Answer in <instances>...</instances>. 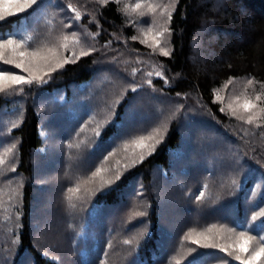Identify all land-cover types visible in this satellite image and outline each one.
<instances>
[{
  "label": "rangeland",
  "instance_id": "rangeland-1",
  "mask_svg": "<svg viewBox=\"0 0 264 264\" xmlns=\"http://www.w3.org/2000/svg\"><path fill=\"white\" fill-rule=\"evenodd\" d=\"M223 1L214 0V3L222 4ZM70 2L81 12V19H73L74 13L68 9L67 0H40L34 10H29L31 15L23 13L30 17L31 23H24L21 31L12 34L17 39L32 35L34 40L30 42V47H34L43 41H48V46H58L63 41H58L56 37L61 34L71 37V33L76 32L80 37L79 43H74L70 38L67 49L58 47V58L61 61L65 58L75 59L81 51L88 52L90 49H94L90 53L100 51L103 55L91 81L72 87L69 95L66 89H60L37 99L44 144L32 153L31 159V178L37 185L31 214L36 245L42 253L55 258L60 264H101V261H106V264H139L136 261V250L143 231L146 233L149 228L146 220L148 196L140 195L142 190H138L140 185L137 183L136 191L127 194L125 203L110 206L98 204L95 197L99 192L89 189L99 187V177L91 181L89 177L96 167L101 166L103 157L124 141L146 135L162 123L167 124L168 130L172 119L181 116L185 136L180 148L174 151L171 168L156 169L153 173L152 191L158 196L162 231L158 242L159 251L154 253L150 264H176L177 260L180 264H192V260H200L210 252L216 256L211 264H220L224 253L211 248H197L191 241L181 243L183 237L194 228L197 232L193 233V237L197 238V233L211 224H226L237 231L249 229L253 235H257L252 228L263 218L252 221L251 217L264 209V174L258 173L251 161H247L242 147L236 143L235 134L227 133L231 138L228 139L225 132L219 134L216 129L203 128V121L198 120L208 117L209 113L202 109L197 96H174L166 89L165 86L171 81L165 74L161 61L163 55L159 53V48L153 51L152 45L155 33L168 27L167 15H161V7L168 4L169 0H142V7L136 12L129 7V14L124 13L126 23L133 26V36L138 39L134 40L137 41L136 46L126 40L122 43L118 39L124 48L101 45L95 36L90 35L93 33V25L97 26L95 33L99 32V22L94 13V5H101L98 0ZM137 2L139 0H120L119 6L123 10L126 4L131 6ZM149 3L161 7L155 13H150L147 8ZM140 12L146 15L141 17ZM84 15L88 17L83 19ZM149 27L152 32L145 37L142 32ZM207 32H210L209 29L198 32V42L191 43V63L197 67L205 66L206 62L216 56L212 49H208L207 42H200ZM216 34H210L209 39L214 42ZM165 38L167 43L162 41L161 46L172 51L171 36L165 32ZM145 39L147 43H141ZM49 66L55 68V61ZM49 66H44L37 74L44 76ZM2 68L20 71L10 65H2ZM133 69L137 70L135 75ZM158 71L164 75H155ZM54 72L44 78L49 81ZM149 73L152 75L149 76ZM232 78V83L227 87L223 85L228 80L216 88L217 95L222 97L218 102L230 118L227 125L238 128L241 125L239 133L247 145L255 147L259 144L254 140L264 132V112L249 124L233 117L228 105L231 103L235 107L247 97L257 105L248 113H243V109L238 110L247 116L264 108V93L255 79L253 85H247L250 76ZM165 80L168 82L165 83ZM44 84L25 86L22 93L7 96L18 99L17 96L21 95V100L19 104L13 103L11 107L0 110V158L4 159V163L0 164V264H31L29 254L21 262L15 263L17 243L13 241L18 236L22 187L26 178L21 172L11 171L13 167L17 170L19 164L17 147L13 152H6V149L12 144L18 146L19 139L12 134V124L23 120V96L30 97V90L35 85ZM132 88L136 90L132 91ZM257 94H261L259 101L255 99ZM32 96L35 98V93ZM237 96L240 97L239 101L235 99ZM126 98L125 112L122 119L117 121L116 132L102 139L104 130L115 120L118 106ZM102 121L108 123L104 125L101 136L96 137L92 129ZM166 132H163V136ZM260 139L264 142V136ZM149 143L154 144L155 141ZM77 144L79 147H70ZM159 144L155 145V149ZM142 151L145 157L149 155L147 149L137 148L133 153L131 146L128 151H117L104 163L109 171L103 175L111 177L117 169L124 172V165L130 164L133 159L139 163ZM233 181L236 183L233 184ZM77 186L79 191H68ZM201 192H204V197L198 201L196 197ZM68 196L72 197L71 204L74 207L70 206ZM137 212H144L145 215L136 216ZM134 221L142 229L129 232L126 226ZM125 240H132V243L125 244ZM213 242L226 245L235 243L226 234L214 238ZM189 248L197 251L189 253ZM228 259L229 264H238ZM208 261L200 264H209L211 260Z\"/></svg>",
  "mask_w": 264,
  "mask_h": 264
},
{
  "label": "trees",
  "instance_id": "trees-1",
  "mask_svg": "<svg viewBox=\"0 0 264 264\" xmlns=\"http://www.w3.org/2000/svg\"><path fill=\"white\" fill-rule=\"evenodd\" d=\"M70 3V0H67V4ZM94 13L99 22V32L95 35L98 43L120 48L122 46L120 41L123 43L126 40L136 46L137 41L132 39L135 34L134 28L127 25L125 14L119 4L110 2L106 6L94 5ZM21 17L26 15L10 16L0 21V37L7 38L8 35L21 31L24 23H31L30 17L26 19ZM86 17L88 16L83 19ZM170 27L172 29L171 55L161 56L165 74L171 81L165 86L169 94L197 96L203 106L201 108L209 113L208 117L198 120L203 121V128L216 129L220 132L219 134L225 132L228 139L231 138L227 133L235 134L236 143L242 147L247 161H251L252 167L258 170V173L264 174V142L260 139L264 136V132L262 131L261 136L254 140L259 145L250 147L239 133L241 125L239 128L227 125L226 122L230 119L228 114L220 111L221 106L218 101L213 102V89L222 85L230 77L250 76L258 82H264V0H224L222 4L214 3V0H179ZM204 29H209L210 32H207L200 42H207L208 49H212L216 56L206 62L205 66L197 67L191 63L193 55L191 43L198 42L196 35ZM96 30L97 26L93 25L91 31L95 33ZM213 32L217 33L214 42L209 39ZM134 45L131 46L134 47ZM102 57L100 51L80 57L75 63H68L64 68L51 74L49 81L44 85H35L30 90V97L23 96L25 98L24 117L19 126L12 129V134L19 139L17 146L19 164L15 171L21 172L26 178L22 187L19 243L15 246L17 251L15 263L21 262V259L29 254L31 264H60L55 258L42 253L34 241L31 227L32 200L37 188L31 178L33 172L31 159L32 153L44 144L37 99L54 94L60 89H66L69 95L72 87L91 81L98 71ZM33 93L35 98L32 96ZM17 98L0 94V110L11 107L13 103L19 104L21 95ZM126 105L127 98L118 106L115 120L104 130L102 139L116 132L117 121L122 119ZM180 118L181 116L172 119L163 141L151 155L145 157L135 167L124 171L120 181L110 189L99 192L95 197L98 204L120 205L122 202L125 203L129 192L136 191L137 183L140 185L138 190H142L140 195L148 196L149 210L146 220L149 222V228L148 232L143 231L138 250H136V261L139 264L152 263L154 255L159 251L158 242L162 225L158 212V196L152 191L153 173L156 169L171 168L174 151L180 148L185 136ZM251 183L252 181L249 187ZM138 228L141 227L136 221L126 226L129 232L136 231ZM252 230L254 234L264 235V218ZM193 244L198 248L195 243ZM211 253L200 260H192V264L209 262L208 260H211L209 263L211 264L216 259V256Z\"/></svg>",
  "mask_w": 264,
  "mask_h": 264
},
{
  "label": "snow or ice",
  "instance_id": "snow-or-ice-1",
  "mask_svg": "<svg viewBox=\"0 0 264 264\" xmlns=\"http://www.w3.org/2000/svg\"><path fill=\"white\" fill-rule=\"evenodd\" d=\"M110 2H115L117 4L120 3V0H98V3L102 6H106ZM179 0H169L168 4L163 5H153L151 3L147 4L148 11L150 13H155L158 7H161V15H167L166 24L168 27H165L163 31H157L155 36L153 37V51L156 48H159V53L163 56H170L171 51L168 47H162V41L167 43V39L165 38V32L168 33L170 37L172 34V29L170 27L171 21L173 18V13L178 5ZM40 0H0V21L5 20L10 16H20V14L28 13L31 15L29 10H34V6L39 5ZM68 9L74 13L73 19L79 20L81 19V12H79L76 8H74L71 4H69ZM129 7L133 12L138 11L142 7V0L135 3L134 5H125L123 8V12L125 14H129ZM171 9V10H169ZM119 10V9H118ZM139 15L141 17L145 16V12H140ZM22 19H26V17H21ZM51 23V21H49ZM153 23H155L153 21ZM152 32V28L149 27L147 31L142 32V35L145 37ZM90 35L95 36L97 33H91ZM72 39L74 43L80 42V37L76 32L71 33V37L68 35L61 34L56 37L58 41H63V43L53 46H48V41H43L39 46L30 47V42L34 40L32 35H25L21 38L17 39L15 35H8L7 38L0 37V94L10 96L16 95L17 93H22L24 91L25 86H31L33 84H44L48 81L44 78V76L49 75V73L56 71L57 69H62L68 63H75L80 57L87 56L94 49H90L88 52L81 51L79 56L75 59L65 58L62 61L58 58L59 52L58 47L67 49L68 44L67 41ZM133 40L138 39L137 36L132 37ZM141 43H147V40H142ZM55 61V68L50 67L49 65ZM2 65H10L13 69L20 70L19 72L15 70H4ZM44 66H49L48 73H44V76L38 75L37 72L42 70ZM133 75L136 73V69H133ZM20 73H26L27 75H23ZM149 76L152 73L148 74ZM155 75L163 76V72H156ZM234 78L230 77L228 81L223 85V87H227L232 83ZM168 81L165 80V83ZM151 84V80L148 81ZM254 78H249L247 80V85H253ZM260 84V88L262 93H264V82H257ZM135 88H132V91H135ZM218 89H213L214 100L213 102H217L222 99L219 95H217ZM236 101L240 100V97L237 96ZM255 99L257 101L261 100V94H257ZM118 103V101H117ZM257 105L253 103L250 99L245 97L243 103H237L235 107L230 103L228 108L231 109V115L236 117L237 119L244 121L246 123H253L256 117L264 112V108L259 109L258 112L245 116L243 113H248L251 109L256 108ZM239 109H243V113L239 112ZM221 112H224L225 109L223 107L220 108ZM19 121L12 124V128H17L19 126ZM108 123V121H102L97 123L96 127L92 129V134L96 137L101 136L102 129L104 125ZM259 126V125H258ZM84 129L82 128L81 131ZM167 131V124L162 123L160 126L153 128L151 131L147 132L146 135H139L130 140H126L122 143V145L118 146V148L113 149L106 156L103 157V161L101 162V166L96 167L95 171L91 173L89 177V181L92 179L99 177V187L95 190L89 189V191L93 192H102L105 189H110L111 186L115 185L118 181L121 180L124 175L123 172L117 171L111 177L106 178L103 173L109 171L108 168L104 167V163L109 160V157H112L119 150L128 151L130 146L132 147V152L135 153L136 149H147L148 154L155 150V145L159 144L164 136L163 132ZM159 137V139H157ZM150 141H155V143H149ZM17 145L12 144L10 148L6 149V152H13L16 149ZM70 147H79V145H70ZM145 159V154L143 151L139 155V161H143ZM4 163V159L0 158V164ZM119 162H117L118 164ZM138 163L136 159H133L130 164L124 165L125 172L130 168L135 167ZM11 171H15L13 167ZM236 181H233L235 184ZM70 193L73 191H79V186L75 189L70 188L68 190ZM204 197V192L200 193V196L196 197L199 201ZM69 204L71 207L75 205L71 204V196L67 197ZM136 216H144V212L135 213ZM258 218H264V209L259 212H256L252 215V221H256ZM196 229H190L188 233H186L183 237V241H191L195 243L198 248H211L218 250L219 252L224 253L225 255L220 259V264H229V259L238 262V264H264V235H253L249 229L237 231L236 228L229 227L226 224H211L207 228L203 229L201 232L197 233V238L193 237V233H196ZM227 235L229 240L235 241L233 244H221L213 242L214 238H220L224 235ZM203 241V242H202ZM125 244H131L132 240L123 241ZM13 243H19V236H17L16 240ZM111 246V245H109ZM197 249L189 248L188 252H195ZM101 264H106V261H101ZM176 264H180V261L177 260Z\"/></svg>",
  "mask_w": 264,
  "mask_h": 264
}]
</instances>
